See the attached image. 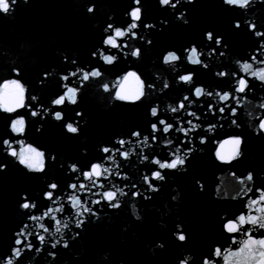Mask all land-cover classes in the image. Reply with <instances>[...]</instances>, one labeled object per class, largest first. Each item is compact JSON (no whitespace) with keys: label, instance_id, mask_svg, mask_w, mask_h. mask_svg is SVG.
I'll return each mask as SVG.
<instances>
[{"label":"water","instance_id":"1","mask_svg":"<svg viewBox=\"0 0 264 264\" xmlns=\"http://www.w3.org/2000/svg\"><path fill=\"white\" fill-rule=\"evenodd\" d=\"M173 2L9 0L0 11V264H264V0ZM170 53L179 60L165 63ZM68 88L76 103L57 105ZM177 156L176 169L156 163ZM97 164L108 171L89 180Z\"/></svg>","mask_w":264,"mask_h":264},{"label":"snow or ice","instance_id":"2","mask_svg":"<svg viewBox=\"0 0 264 264\" xmlns=\"http://www.w3.org/2000/svg\"><path fill=\"white\" fill-rule=\"evenodd\" d=\"M139 2H140V0H136V3H137V4H139ZM160 2H161V4H163V5H165V6H171V7H173V8H175V7L177 6V3H174L173 0H160ZM177 2H178V0H177ZM225 2H226L227 4H229V5H233V6L247 7V6L249 5V3L251 2V0H225ZM11 3L14 4V3H15V0H11ZM9 8H10L9 0H0V11H2V12H4V13H7V12L9 11ZM89 11H92V9L90 8ZM131 16H132V18H133L134 20L139 21V20L141 19V10H140V8H136L135 10H133V11L131 12ZM237 26H239V25H237ZM109 27H111V25H110ZM135 27H137V25H136V24H133V25H132V28H135ZM250 27L252 28L253 31H255V25H251ZM257 34H258V35H264V33H257ZM116 35H117V36H122V35H124V33L120 32V31H117V32H116ZM207 38H208L209 40H212V39H213L212 34L209 33L208 36H207ZM107 43H108L109 45L113 46V47H119V45H117L116 42H115L113 39H108ZM216 43H217V44L220 43L219 38H216ZM132 55H134V56H139V55H140V51H139V50H134V51L132 52ZM104 59H105V61H106L107 63H112L113 60H114V57H111V56H105ZM189 59H190V61H191L193 64H200V63H201V60L198 58L197 50H196L195 48H193V49L191 50V55H190ZM178 60H179V57H178L175 53H170V54H168V55L166 56V58H165V63L170 64V63H174V62H176V61H178ZM205 67H206V65H205ZM243 67H244L245 70H248V69H250L251 66L248 65V64H245ZM89 75L95 77V76H99L100 73H99L98 71H94V72H92L91 74H89V73H84V75H83V79H84V80L89 79ZM129 75H131V76H135V73H130ZM219 75H225V74H224V73H219ZM254 75H257V76L259 77V79H261L262 81H264V71H261V72H259V73H254ZM64 79H67V77H64ZM137 79H139V78L137 77ZM181 79H182L183 81H185V82H190V81L192 80V76H191V75H185V76H182ZM165 86H167V85H165ZM17 87H20V86L17 84ZM246 88H247V82H246L245 80L241 79V80L239 81V86H238V88H237V91L244 92ZM21 90H22V89H21ZM67 92H68L67 97H65V96H61L60 98H58V99L55 100V103H56L57 105H62V104H64L66 98H67V99H70L72 103H76V94H77V93H76V90L73 89V88H68V89H67ZM209 94H210V93H209ZM140 95H143V91L140 92ZM195 95H196V96L204 95V89H202V88H197V89L195 90ZM119 98H120V99H126L127 97L119 96ZM137 98H138V97H137ZM185 99L187 100L188 97H185ZM221 99H222V100H228V99H230V97H229L227 94H225V95L221 96ZM179 107H180V108H183V107H184V104L181 103V104L179 105ZM9 110H10V109H9ZM172 111L175 112V111H177V109H176V108H173ZM220 111L222 112L223 109H221ZM34 115H35V113H34ZM55 115H56V119H58V120L62 118L60 113H56ZM152 115H153V116L157 115V110H156V109H153V110H152ZM160 123H161V124H164L165 122H164L163 120H161ZM22 124H23V121H17L15 124H13V128H14L15 130H18V131H19V130H22V129H18V128H17V125H22ZM169 127H170V126L166 125L165 128H164V131L167 132V131L169 130ZM260 127H261L262 129H264V123H262V124L260 125ZM67 130H68L69 132H71V133H76V132L78 131V129H77L76 127H74L72 124H68V125H67ZM153 130H154V131L158 130V129L156 128V125H153ZM134 135H137V136H138L139 133H135ZM119 143L123 146L125 142H124L123 140H121ZM233 143L237 146V147H236L235 155H238V154H239V145L241 144V141H240L239 139H236L235 141H233ZM104 151H105V152H108L109 149L105 148ZM12 155H13V156H16L17 153L13 152ZM38 155H42V154H38ZM123 155H124L125 158H127V155H128V154H127V152H125V153H123ZM20 162L26 164V166H28V167H30V168L32 167V164H30V163H28L27 161H25V159H24L23 157L20 158ZM156 163H158L159 166H160L161 168H171V169H176V168L179 167V166H183L184 163H185V161H184V159H183L182 157L177 156L176 159H175L173 162H171V163H160L159 161H156ZM41 170H42V169H41ZM73 170H75V169H73ZM107 171H108V169H103V170H102V169H101V166H100L99 164H97V165H94V166L92 167L91 171L88 172V173H86L85 175L87 176V178H88L89 180H91L93 176H95V177H101V176H102L105 172H107ZM154 176H155L156 179H159V180L164 179V177L161 176V174H160L159 172H156V173L154 174ZM248 180H252V176H251V175L248 176ZM50 187H51L52 189H55L57 186H56L55 184H52ZM72 187L75 188L76 185H72ZM81 187H84V186L81 185ZM46 195L48 196L49 199H52V193H51V192L47 193ZM104 199H105L106 201H108V202L111 204V206H112L113 208H118V207L120 206L118 202H115V201H117V193L114 192V191H109V192H107V193L105 194V196H104ZM74 203L79 204V201H74ZM21 207H22L23 209H29V208H34L35 205H34V204H31V203H29V202H27V201H25V202L21 205ZM84 211H91V209L85 208ZM33 219H35V218H33ZM244 220H245V218H244L243 216H241L239 222H240L241 224H243V223H244ZM80 223L82 224L83 221H81ZM252 223H256V221L253 220ZM261 226H264V224H262ZM234 228H235V225L229 224V226H228L229 231L234 230ZM45 231H47V229H45ZM57 231H60V229L57 228ZM19 235H23V232H21ZM44 239H45L44 236H42V235L39 236V240H40L42 243L44 242ZM178 239H179L180 241H184V240L186 239V237H185V235L180 234V235H178ZM16 243H17V244H22L23 241L18 239V240L16 241ZM259 243H260L261 245H264V241H260ZM65 246H67V245H65ZM28 247H31V245H28ZM53 247H55V245H53ZM20 254H21L20 249H16V250H15V255L18 257V256H20ZM216 254H217V255L220 254V253H219V250H217V253H216ZM8 264H12V261L9 260V261H8Z\"/></svg>","mask_w":264,"mask_h":264}]
</instances>
